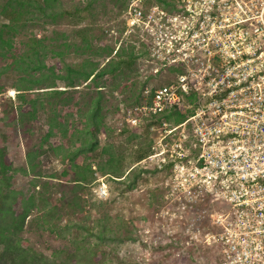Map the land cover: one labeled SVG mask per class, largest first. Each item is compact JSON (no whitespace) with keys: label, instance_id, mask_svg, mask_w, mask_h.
<instances>
[{"label":"built area","instance_id":"1","mask_svg":"<svg viewBox=\"0 0 264 264\" xmlns=\"http://www.w3.org/2000/svg\"><path fill=\"white\" fill-rule=\"evenodd\" d=\"M100 28L151 77L122 118L152 134L142 161L161 173L158 215L176 226L157 239L200 240L210 264H264V0H125ZM176 107L190 110L178 123Z\"/></svg>","mask_w":264,"mask_h":264},{"label":"trees","instance_id":"2","mask_svg":"<svg viewBox=\"0 0 264 264\" xmlns=\"http://www.w3.org/2000/svg\"><path fill=\"white\" fill-rule=\"evenodd\" d=\"M96 1L79 0L66 5L64 0H0V93L7 87L16 92V104L11 103L14 116L6 125H17L31 135L40 132L38 141L25 150L24 165H14L6 146L0 143V264H110L104 245L134 240L130 233L122 234L108 214L79 219L84 211L82 192L97 180V172L121 185V196L149 171L124 170V158L110 141L116 130L121 134L126 131L127 141L136 140L139 129H125L123 123L111 125L104 120L100 84L107 76L113 80L129 78L141 52L133 46H120L112 54L114 46L107 42L100 26L96 28L98 35H90V26H78L94 16V9L97 12ZM111 1L121 3L115 13L125 2ZM60 23L76 27L72 35L80 37V45L72 44L70 53L74 55L68 52L67 40L62 44L58 40L56 30L48 36L36 34V30ZM20 36L26 40L16 41ZM137 72L134 69L133 73ZM6 78L11 79L9 86ZM150 79H142L138 85L133 80L122 85L115 83L109 92L118 97L127 90L133 98L128 105L139 103L141 91ZM58 81L64 83V89L57 88ZM83 82L94 93L83 106H78L77 102L71 103L72 94L77 90L74 87ZM189 112L176 107L167 117L178 123ZM99 133L104 136V144ZM138 143L134 150L136 162L152 152L149 138ZM45 152L58 159L62 170L46 176L42 173L40 157ZM150 172L158 171L153 168ZM16 174L27 179V187L13 186ZM152 198L159 202L158 195L152 194ZM27 220L59 237L68 235V247H59L49 254L35 249L22 236Z\"/></svg>","mask_w":264,"mask_h":264},{"label":"rangeland","instance_id":"3","mask_svg":"<svg viewBox=\"0 0 264 264\" xmlns=\"http://www.w3.org/2000/svg\"><path fill=\"white\" fill-rule=\"evenodd\" d=\"M64 1L66 5H71L79 0ZM110 1L111 0L96 1L94 6H97V12L96 9H94V16L83 20L78 26H90L93 28V30L90 31V35H98L96 28L108 22L116 14L115 12L121 4H112L113 1ZM45 28L46 29L36 30L37 36H48L51 35L52 30H56L58 32V34H56L58 40L61 44L67 40L70 44L68 52L70 56L74 55L70 53L72 52V44L75 43L80 45V37L72 35L76 27L67 23H60L59 25H47ZM20 38L26 40L25 37L20 36L16 38V41H19ZM52 61H55V58ZM68 61L71 62V60ZM140 65L141 62L136 60L133 65V71L134 69L138 71ZM133 71L129 78L121 77L119 80H113L110 76H107L106 79L103 77L102 83L100 84V88L104 95L102 110L104 120L111 122V125L117 123L118 126H121V123H123L125 129L129 127H127L126 123L123 121L122 112L129 106L128 103H130L133 98L127 90L122 91V94L118 97L113 96L109 91L115 83L122 85L130 83L133 80L137 85L140 84L142 77L139 71L137 73H133ZM6 82L9 86L11 79L8 78ZM86 82L79 83L78 86L74 87L77 90L72 94L73 98L71 103L77 102L78 106H83V103L90 97L89 95L93 96L94 91L92 92L93 89L85 86ZM57 88L64 89V83L58 81ZM15 93L16 92L10 87H7L4 93H0V143L6 146L8 156L14 165L20 166L25 163V150L38 141L40 132L35 131L31 135L23 132L17 125H6L14 116L11 103L16 104ZM138 129L139 137L136 140L127 141V132L125 131L121 134L116 130L111 133L112 136L110 137V141L124 158V170L128 172L132 168L133 171L135 169L145 168L149 171L144 172L141 177L138 178L134 188L126 190L121 196L118 193L119 188H122L121 185L116 184L109 180L108 177L97 172V180L87 186L82 192L81 197L84 198V211L80 213L79 219L84 216L86 219L91 220L101 217L103 214H108L112 218L113 225L120 227L119 229L122 234L130 233L134 236V240H125L118 243L108 242L107 245H104V248L109 253L110 264H134L133 261L139 264H208L214 258L211 251L212 248L203 242L201 243L200 240L190 242L182 236H178L176 240L172 236H170V239L168 236L167 238L163 237L157 239V233L160 232L159 226L163 224L165 229H169L167 226L173 225V227L170 228L171 230H175L176 226H174V221L160 218L158 215L165 200V188L162 184L163 179L161 173L150 172L152 170V163H147L142 160L136 162L134 159V150L137 144H139L138 141H146L147 138L152 141V134L145 125L138 127ZM98 136L101 144H104L105 139L103 134L99 133ZM40 158L43 166L41 171L45 176L52 172H59L63 168L58 159L54 158L49 153H42ZM94 163L95 160L93 161V164ZM12 183L15 188L27 187V179L20 174L15 175ZM102 183L105 185L104 196L99 193V187ZM152 194L159 196V202L152 198ZM33 215L34 214H32L31 217H33ZM71 219H73V217H71ZM123 220L125 224H123ZM27 221L22 236L28 239L35 249L49 254L59 247H68V235L59 237L55 232L50 233L38 227L36 222ZM65 221L66 217H63L62 222L64 223ZM187 240L189 242H187ZM166 244H169V246Z\"/></svg>","mask_w":264,"mask_h":264}]
</instances>
